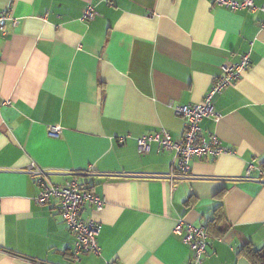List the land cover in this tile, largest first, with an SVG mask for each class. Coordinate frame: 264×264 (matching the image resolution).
I'll use <instances>...</instances> for the list:
<instances>
[{
    "label": "crops",
    "instance_id": "0c3cea01",
    "mask_svg": "<svg viewBox=\"0 0 264 264\" xmlns=\"http://www.w3.org/2000/svg\"><path fill=\"white\" fill-rule=\"evenodd\" d=\"M89 5L96 15L83 20ZM3 9L16 22L0 34V264H187L179 218L208 231L198 264H250L242 248L264 246L263 12L209 0H0ZM246 53V70L213 97L218 119L199 123L228 152L192 158L187 174L157 143L138 152L136 138L159 128L179 139L174 106L200 102L221 64ZM31 164L56 184L76 172L104 198L81 209L100 224L99 253L73 258L58 210L34 202Z\"/></svg>",
    "mask_w": 264,
    "mask_h": 264
},
{
    "label": "built area",
    "instance_id": "2783aa9c",
    "mask_svg": "<svg viewBox=\"0 0 264 264\" xmlns=\"http://www.w3.org/2000/svg\"><path fill=\"white\" fill-rule=\"evenodd\" d=\"M260 1L258 5L255 0H209L210 4L223 6L230 10H260L264 14V0ZM95 15L94 7L89 5L85 8L82 19H93ZM8 19L16 22L8 10H1L0 34H4V26ZM260 27L264 29V18L260 23ZM248 65L249 55L247 53L243 54L236 63L223 62L220 74L213 79L211 86L200 102L174 106L175 113L184 119V130L180 138L174 139L166 129L159 128L155 132L136 138L138 152L141 154L147 153L152 142L157 143L162 148H168L173 151L174 160L182 174L189 172V162L192 158L215 157L228 152L229 149L222 145L216 134L211 133L208 137H204L200 131L199 123L203 118L218 119L219 114L213 108V97L236 81ZM47 129L50 134H58L60 131L58 126H49ZM118 141L124 142L125 137L118 138ZM252 168L253 166L249 165L246 174ZM28 170L35 177L34 180L38 186V193L34 198V202L38 205L53 204L62 220L73 233L74 246L71 251L73 258H78V255L82 252L99 253L97 236L100 224L93 220L83 219L81 209L86 204L100 209L105 202L104 198L83 187L76 172L71 173L62 183L56 184L49 180L45 170L35 164H31ZM182 228V243L191 251L187 264H198L201 262L206 247L207 233L205 226H196L179 218L174 229L181 232Z\"/></svg>",
    "mask_w": 264,
    "mask_h": 264
},
{
    "label": "trees",
    "instance_id": "16d2710c",
    "mask_svg": "<svg viewBox=\"0 0 264 264\" xmlns=\"http://www.w3.org/2000/svg\"><path fill=\"white\" fill-rule=\"evenodd\" d=\"M261 170L264 173V161L261 163ZM205 230L208 236V231L206 228ZM242 250H244V254L249 260L250 264H264V246L259 249H255L250 247V245H245Z\"/></svg>",
    "mask_w": 264,
    "mask_h": 264
}]
</instances>
